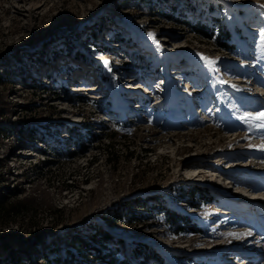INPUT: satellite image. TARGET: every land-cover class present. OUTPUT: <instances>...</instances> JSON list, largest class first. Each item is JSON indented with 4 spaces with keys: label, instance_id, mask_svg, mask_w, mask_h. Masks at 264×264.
Segmentation results:
<instances>
[{
    "label": "rangeland",
    "instance_id": "rangeland-1",
    "mask_svg": "<svg viewBox=\"0 0 264 264\" xmlns=\"http://www.w3.org/2000/svg\"><path fill=\"white\" fill-rule=\"evenodd\" d=\"M261 112L264 0H0V264H264Z\"/></svg>",
    "mask_w": 264,
    "mask_h": 264
},
{
    "label": "trees",
    "instance_id": "trees-1",
    "mask_svg": "<svg viewBox=\"0 0 264 264\" xmlns=\"http://www.w3.org/2000/svg\"><path fill=\"white\" fill-rule=\"evenodd\" d=\"M195 27V26H194ZM197 32H199L200 34H202L205 37H209L212 35V33L207 32L205 30V26L203 24H200L199 26H196V28H194ZM31 136L33 134H30ZM70 155H74L75 152H70ZM52 163V162H50ZM171 215V217H170ZM168 217L172 218V220L170 219L171 222H173L174 224L180 225L184 222H186V218H184L183 216H181V214L175 212V211H170L168 213ZM98 232H95V234H92L93 237H95V235H97ZM71 237V243L73 245H75L76 248V252L75 250L71 248L67 249L64 256L62 258H60L59 256H49L47 254H43L42 258L44 259L43 263H37V264H83V260L85 255H87V251H94V255L96 257V260L98 261L99 264H136L135 262L131 261L130 259H125V258H118L116 256V253H111L110 255H107L106 252H103L100 248H97L95 246H93L92 244H90L91 242H89L88 240L85 239L84 236L82 235H73L70 236ZM106 239L110 240L111 239V235L110 234H105ZM119 244H123L122 240L120 241ZM141 245L145 248H147V252L150 253L151 248L149 246H147L144 243H141ZM86 249V250H84ZM118 251V249H117ZM134 252V255L137 258H140L142 255V251L140 249L139 246H134V250H132ZM141 251V252H138ZM145 253V252H144ZM80 255V256H79ZM13 262V260H12ZM146 262V260H144V262H142L143 264Z\"/></svg>",
    "mask_w": 264,
    "mask_h": 264
},
{
    "label": "snow or ice",
    "instance_id": "snow-or-ice-1",
    "mask_svg": "<svg viewBox=\"0 0 264 264\" xmlns=\"http://www.w3.org/2000/svg\"><path fill=\"white\" fill-rule=\"evenodd\" d=\"M150 35H153V39H155L154 34H150ZM205 59H207V58H205ZM106 63H107V61H106ZM213 63H214V62H210V64H213ZM255 119H257V120H261V121H264V112L259 113V114L255 117ZM260 127H264V123H262V124L260 125ZM248 235H251V233H248Z\"/></svg>",
    "mask_w": 264,
    "mask_h": 264
},
{
    "label": "bare ground",
    "instance_id": "bare-ground-1",
    "mask_svg": "<svg viewBox=\"0 0 264 264\" xmlns=\"http://www.w3.org/2000/svg\"><path fill=\"white\" fill-rule=\"evenodd\" d=\"M249 201H250V199H249ZM252 201H253V200H251L250 202H252ZM227 248H228V247H227ZM253 253H254V254H257L256 251H253ZM254 256H255V255H254ZM240 260H241V258L239 259V261H240ZM253 261H254V260H253ZM242 262H243L242 264H249V263H250V264H255V262H245V263H244V261H242Z\"/></svg>",
    "mask_w": 264,
    "mask_h": 264
}]
</instances>
